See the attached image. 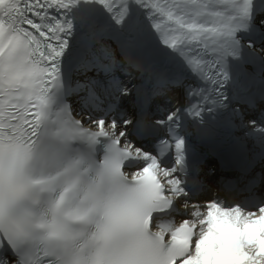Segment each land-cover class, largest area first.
<instances>
[{"label":"snow or ice","instance_id":"6c2138e0","mask_svg":"<svg viewBox=\"0 0 264 264\" xmlns=\"http://www.w3.org/2000/svg\"><path fill=\"white\" fill-rule=\"evenodd\" d=\"M0 264H264V0H0Z\"/></svg>","mask_w":264,"mask_h":264}]
</instances>
